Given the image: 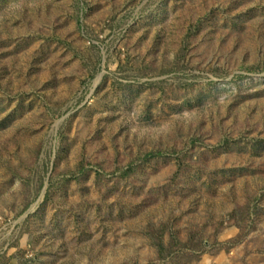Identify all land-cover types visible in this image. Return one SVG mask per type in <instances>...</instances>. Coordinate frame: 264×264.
Returning a JSON list of instances; mask_svg holds the SVG:
<instances>
[{
    "label": "rangeland",
    "instance_id": "1",
    "mask_svg": "<svg viewBox=\"0 0 264 264\" xmlns=\"http://www.w3.org/2000/svg\"><path fill=\"white\" fill-rule=\"evenodd\" d=\"M0 264H264V0H0Z\"/></svg>",
    "mask_w": 264,
    "mask_h": 264
}]
</instances>
